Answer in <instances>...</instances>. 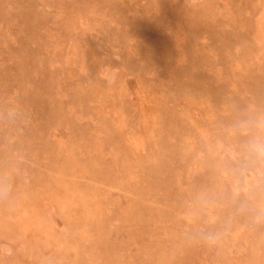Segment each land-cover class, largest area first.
<instances>
[{
  "label": "rangeland",
  "instance_id": "374dc122",
  "mask_svg": "<svg viewBox=\"0 0 264 264\" xmlns=\"http://www.w3.org/2000/svg\"><path fill=\"white\" fill-rule=\"evenodd\" d=\"M255 145L264 0H0V264H264Z\"/></svg>",
  "mask_w": 264,
  "mask_h": 264
},
{
  "label": "clouds",
  "instance_id": "9594fccd",
  "mask_svg": "<svg viewBox=\"0 0 264 264\" xmlns=\"http://www.w3.org/2000/svg\"><path fill=\"white\" fill-rule=\"evenodd\" d=\"M253 150L256 152L258 156H264V145H255ZM209 242L214 243L215 240L212 237H209Z\"/></svg>",
  "mask_w": 264,
  "mask_h": 264
}]
</instances>
